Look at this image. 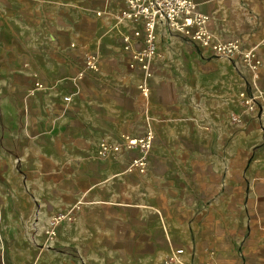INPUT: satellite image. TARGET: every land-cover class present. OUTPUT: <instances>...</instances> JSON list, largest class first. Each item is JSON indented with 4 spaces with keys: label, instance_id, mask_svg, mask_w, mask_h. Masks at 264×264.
<instances>
[{
    "label": "crops",
    "instance_id": "obj_1",
    "mask_svg": "<svg viewBox=\"0 0 264 264\" xmlns=\"http://www.w3.org/2000/svg\"><path fill=\"white\" fill-rule=\"evenodd\" d=\"M195 1L218 41L261 62L253 72L234 59L246 75L236 89L223 84L206 120L197 107L185 120L178 96L170 108L144 102V80L154 91L172 55H192L169 26L158 29L150 80L129 67L124 37L141 24L122 18V2L0 0V209L10 206L23 231L0 239L9 264H164L176 248L179 264H264V114L240 99L264 98V0ZM149 131L145 173L130 172L136 152L126 147L101 154L102 142ZM68 210L75 218L52 226Z\"/></svg>",
    "mask_w": 264,
    "mask_h": 264
},
{
    "label": "built area",
    "instance_id": "obj_2",
    "mask_svg": "<svg viewBox=\"0 0 264 264\" xmlns=\"http://www.w3.org/2000/svg\"><path fill=\"white\" fill-rule=\"evenodd\" d=\"M123 3L122 18L136 21L141 24L140 28L134 30L131 35H126L124 40L131 50L129 57V67L132 70L140 68L145 74L150 71L152 61L159 54L158 29L161 25H167L169 28L188 39L191 42L207 48L215 55L228 58L241 57L245 60L249 68L256 72L260 65L258 55L253 51H243L240 42L237 41H218L208 28V18L201 13L198 3L195 0H118ZM88 67L97 68L96 59L90 58ZM36 88H43L44 84L37 79ZM141 91L148 95V90L143 85ZM241 104L250 112L264 114V98L262 94L253 95L248 91L240 94ZM66 100H71L66 97ZM232 121L241 124L242 117L239 114H233ZM155 135L149 131L143 136L122 135V141L113 145L102 142L101 154L109 152H119L126 147L134 152L136 156L132 159L130 172L139 171L145 173L148 169V156L154 147ZM74 210L68 212H59L52 216L51 224H57L74 219ZM56 231L49 230L50 238L57 237ZM184 249L176 248L174 253L168 255L164 264H179L180 257L184 254Z\"/></svg>",
    "mask_w": 264,
    "mask_h": 264
},
{
    "label": "rangeland",
    "instance_id": "obj_3",
    "mask_svg": "<svg viewBox=\"0 0 264 264\" xmlns=\"http://www.w3.org/2000/svg\"><path fill=\"white\" fill-rule=\"evenodd\" d=\"M172 33L173 37L179 41H184L185 44L187 43L192 47V55H187L185 59L182 57L178 58L175 54L172 55L169 58V63L167 66L169 67L168 71L164 73V78H162L164 85L157 87L154 91H152L150 85H148L146 80H144L142 84L148 90V95H145L140 89L144 97V102L145 104H151L150 108L153 103L166 102V105H168L170 108L174 104V101L179 97L183 106L185 107V120H191V118L195 116L194 107L198 108L201 116H203L206 120L208 116L207 106L210 105L213 100L216 99V101H219L222 98L221 95L225 91L223 84L225 85L226 83L230 90L236 89L240 79H243V75H246V72L242 69L243 67L241 66L240 61L235 62V58L231 59L225 56L221 57L219 55H215L209 49L190 42L188 39L186 41L181 39L179 37L180 35H178L176 32L172 31ZM153 72L154 69L152 61L150 71L146 74L147 79L150 78L151 80L152 77H154ZM118 81L120 82L121 79ZM174 86H178L179 92H175ZM34 87L35 86H33L32 89H34ZM120 92L122 93L124 91L120 90ZM234 111L235 109L233 108L229 115H231V113ZM172 116H175V114ZM151 132H153L155 135L154 131ZM237 142V144H242L239 139ZM185 144L186 148H189L196 146L197 143L196 140L193 139L189 142L186 141ZM2 172L3 169L0 165V205H3L5 202L4 190L8 189L7 183L3 182L1 178ZM1 208L2 209H0V211L2 214H0V239H6V237L17 239L18 237H22V229L14 228L15 222L11 223V207L9 206L7 209H4L3 207ZM0 253V264H9L7 261L6 251L0 249Z\"/></svg>",
    "mask_w": 264,
    "mask_h": 264
}]
</instances>
